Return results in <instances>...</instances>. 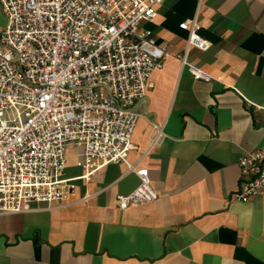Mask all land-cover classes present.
Returning a JSON list of instances; mask_svg holds the SVG:
<instances>
[{
	"label": "crops",
	"instance_id": "0c3cea01",
	"mask_svg": "<svg viewBox=\"0 0 264 264\" xmlns=\"http://www.w3.org/2000/svg\"><path fill=\"white\" fill-rule=\"evenodd\" d=\"M193 19L209 49L188 48L187 63L208 81L178 58ZM143 27L166 57L134 107L127 162L147 169L158 200L118 210L136 175L112 163L86 179L69 146L70 199L0 214V264H264V195L232 198L239 157L264 150V0H167ZM152 123L164 137L146 153Z\"/></svg>",
	"mask_w": 264,
	"mask_h": 264
},
{
	"label": "built area",
	"instance_id": "2783aa9c",
	"mask_svg": "<svg viewBox=\"0 0 264 264\" xmlns=\"http://www.w3.org/2000/svg\"><path fill=\"white\" fill-rule=\"evenodd\" d=\"M167 0H0V214L30 211L31 203L70 199L63 178L69 146L89 179L108 164L123 163L137 186L117 197L126 210L153 203L157 192L146 168L127 162L137 103L151 89L166 48L143 26ZM202 0H197L201 4ZM179 28L188 34L178 57L194 79L209 76L187 63V49H209L196 19ZM164 137L152 123L148 153ZM237 161L238 190L247 203L264 195V150Z\"/></svg>",
	"mask_w": 264,
	"mask_h": 264
}]
</instances>
